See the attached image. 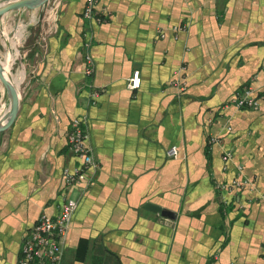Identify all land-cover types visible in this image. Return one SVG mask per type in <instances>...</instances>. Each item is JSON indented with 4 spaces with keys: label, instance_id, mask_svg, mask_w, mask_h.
<instances>
[{
    "label": "crops",
    "instance_id": "crops-1",
    "mask_svg": "<svg viewBox=\"0 0 264 264\" xmlns=\"http://www.w3.org/2000/svg\"><path fill=\"white\" fill-rule=\"evenodd\" d=\"M85 6L63 0L46 44L42 9L29 11L17 77L18 53L0 60L20 86L18 113L0 132V264H18L40 216L60 212L64 171L80 165L68 147L77 117L96 168L72 193L63 264H264V101L226 106L245 85L264 90V0H97L101 23ZM135 71L142 85L132 91ZM5 96L0 81V119ZM237 178L248 186L233 188Z\"/></svg>",
    "mask_w": 264,
    "mask_h": 264
},
{
    "label": "built area",
    "instance_id": "built-area-1",
    "mask_svg": "<svg viewBox=\"0 0 264 264\" xmlns=\"http://www.w3.org/2000/svg\"><path fill=\"white\" fill-rule=\"evenodd\" d=\"M63 5V0H49L45 6L43 19L47 23V29L40 36V41L47 43L49 35L56 33L59 27V14ZM85 18L101 23L104 18L97 9V0H86L84 9ZM179 31L180 28H175ZM162 36H164V33ZM91 43L86 44V70L87 76L94 72V63L92 56L88 52ZM185 70V68H183ZM142 85L141 73L135 71L129 80L128 86L132 91L138 90ZM181 92L187 88L182 78H178L173 82ZM96 97V95H94ZM264 101V90H257L252 85H245L239 89L233 98L227 102L226 106H234L238 109L257 110L261 102ZM228 130H232L228 128ZM211 143H215L217 139L212 138ZM68 147L80 160V165L74 171L65 170V191L63 193V204L57 216L43 214L38 219L36 225L25 236L23 241L22 252L18 264H63L65 256V241L69 232L73 216L79 205V198L72 197V193L76 188L88 185L87 172L91 168H96L93 149L90 146V133L87 126V119L77 117L71 124L68 134ZM177 151L172 149L170 156H176ZM233 154L227 151L223 160L225 163L232 160ZM240 172L242 167H239ZM246 179L237 178L231 186L237 189H243L248 186ZM226 188L227 185L220 186Z\"/></svg>",
    "mask_w": 264,
    "mask_h": 264
},
{
    "label": "water",
    "instance_id": "water-1",
    "mask_svg": "<svg viewBox=\"0 0 264 264\" xmlns=\"http://www.w3.org/2000/svg\"><path fill=\"white\" fill-rule=\"evenodd\" d=\"M48 1L49 0H4L0 3V19L3 18L8 13L15 11H23V10L34 11L37 10L38 8L39 9L42 8V11L44 13V9ZM20 45L21 44H18V46L15 47V51H16L15 53H18V58L16 60H20V62H22ZM0 81L2 82L7 92L8 104L11 108L10 112L2 119H0V132H2L12 125L18 113L20 106V86L18 89H16V87H14V85H12L10 81L5 77L3 66L1 63H0ZM146 208L154 213L161 214L163 217H168L171 219L176 218V215L173 214L172 212L164 210L156 205L148 204Z\"/></svg>",
    "mask_w": 264,
    "mask_h": 264
},
{
    "label": "rangeland",
    "instance_id": "rangeland-1",
    "mask_svg": "<svg viewBox=\"0 0 264 264\" xmlns=\"http://www.w3.org/2000/svg\"><path fill=\"white\" fill-rule=\"evenodd\" d=\"M4 0H0V2H2ZM42 9V8H40ZM39 10V8L37 9V11ZM29 11L30 10H23V11H16L13 12L11 15L6 16L5 18H1L0 19V60H4L5 59V54L8 50H10L13 54L15 51V47L14 44L18 41L17 37H18V31L20 28H23L25 26V32L24 35L20 41L19 44H21L20 46V50H21V58H22V62H20V60H16V63L14 65V69L12 70V73L14 75V77L16 76L17 71L20 70V67H22V64L24 63V55L22 53V48L24 45V38L27 34L28 31V17H29ZM44 14V13H43ZM14 47V48H13ZM22 69V68H21ZM6 96L4 99V103L8 104V95L7 92L5 90ZM3 104L0 105V110H2V106Z\"/></svg>",
    "mask_w": 264,
    "mask_h": 264
},
{
    "label": "bare ground",
    "instance_id": "bare-ground-1",
    "mask_svg": "<svg viewBox=\"0 0 264 264\" xmlns=\"http://www.w3.org/2000/svg\"><path fill=\"white\" fill-rule=\"evenodd\" d=\"M4 75H5V77L7 78V75H6V73H5V71H4ZM8 79V78H7ZM10 106H9V104H8V109H7V113H6V115L10 112Z\"/></svg>",
    "mask_w": 264,
    "mask_h": 264
},
{
    "label": "trees",
    "instance_id": "trees-1",
    "mask_svg": "<svg viewBox=\"0 0 264 264\" xmlns=\"http://www.w3.org/2000/svg\"><path fill=\"white\" fill-rule=\"evenodd\" d=\"M36 29H39V28H36ZM31 43L30 39H28V41L26 42V47L29 46Z\"/></svg>",
    "mask_w": 264,
    "mask_h": 264
}]
</instances>
